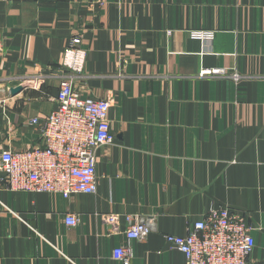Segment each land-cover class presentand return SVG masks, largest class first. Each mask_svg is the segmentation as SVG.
I'll return each mask as SVG.
<instances>
[{
    "label": "crops",
    "instance_id": "1",
    "mask_svg": "<svg viewBox=\"0 0 264 264\" xmlns=\"http://www.w3.org/2000/svg\"><path fill=\"white\" fill-rule=\"evenodd\" d=\"M204 30L212 40L193 37ZM76 35L87 57L74 87L113 99L115 141L97 151L95 194L0 183V264H121L124 214L157 217L132 264H186L165 235L223 207L256 227L264 264V0H0V153L42 145L29 122L56 109Z\"/></svg>",
    "mask_w": 264,
    "mask_h": 264
},
{
    "label": "built area",
    "instance_id": "2",
    "mask_svg": "<svg viewBox=\"0 0 264 264\" xmlns=\"http://www.w3.org/2000/svg\"><path fill=\"white\" fill-rule=\"evenodd\" d=\"M193 37L210 41L214 31L193 32ZM81 43V36L76 35L65 50L62 64L70 74L60 81L56 109L46 118L34 117L29 122L38 130L42 145L9 147L0 153V183L11 191L48 193L64 199L98 191L97 151L115 141L109 117L113 99L84 97L76 91L73 74L83 69L87 57ZM4 92L11 94L9 88ZM123 217L126 242L112 250V257L121 264H132L134 242H142L156 231L157 217ZM102 219L118 225L121 215H103ZM64 221L67 226H76L79 218L68 213ZM255 228L229 207L211 208L188 228L186 235L166 234L165 239L171 249L185 256L186 264H254Z\"/></svg>",
    "mask_w": 264,
    "mask_h": 264
},
{
    "label": "water",
    "instance_id": "3",
    "mask_svg": "<svg viewBox=\"0 0 264 264\" xmlns=\"http://www.w3.org/2000/svg\"><path fill=\"white\" fill-rule=\"evenodd\" d=\"M23 89H24V86H22V85H18V86H15V87L11 88V93H12L13 95H17V94L20 93Z\"/></svg>",
    "mask_w": 264,
    "mask_h": 264
}]
</instances>
